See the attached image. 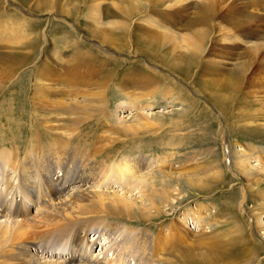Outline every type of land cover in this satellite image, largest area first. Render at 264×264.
Returning <instances> with one entry per match:
<instances>
[{
	"label": "rangeland",
	"instance_id": "1",
	"mask_svg": "<svg viewBox=\"0 0 264 264\" xmlns=\"http://www.w3.org/2000/svg\"><path fill=\"white\" fill-rule=\"evenodd\" d=\"M1 1L0 29H3L4 25L2 24H5L8 20L4 13H2V5L4 7L8 5L7 7L15 8L18 13L34 20L37 23L34 29L36 32L41 33L44 31L48 34L51 26L56 21L62 22V25L66 29H52L50 38L48 36L45 42L41 38L42 34H30L32 38L29 40L33 43L36 42L35 45L37 44L34 49L35 51L28 52V56H31L32 59L31 62L23 63L18 61L19 57L26 54L28 36L25 39L24 36L21 37L20 34L14 32L13 35L10 34L9 37L5 36V39L0 41V80H4V87L8 85V87L3 88L4 90L1 91V94L4 96H0V154H4L3 151L5 150H13V152H10L15 154V157L20 155L22 157L30 139L34 137L39 138L40 136L42 140L53 143V141L65 137L72 131L78 143H83L85 147L91 145L92 150L93 148L98 150L101 158L109 163L116 162L124 157L143 155L150 163L147 169L140 170L141 175L145 176V179L143 178V183H145V185L143 184V191L145 195H141L143 199V203L141 202V204L148 207V192L150 193V197H155V195H158V197L161 196V201L156 202L160 209L159 214L151 210L150 212L153 215L149 217L151 220L148 218L149 221L147 222L121 218L124 222L129 223V225L141 228L146 227L148 232L156 233L155 237L160 241L168 238V244L166 246L168 249L165 247L163 250L164 254L167 253L161 257L163 261H170L169 263L174 261L175 264H178L177 261L186 258L188 254L190 256L194 254L193 259L197 264L201 255L204 257L205 262L207 261V264L209 260H214L215 262L213 264H264L263 249L258 251L257 246L253 245L250 248L254 252L251 251V255L246 254L249 250L246 248V251H244L237 241L238 231L234 228L233 221L236 218L239 219L240 210L238 206L241 200V194L239 195L234 187L230 188V183L225 182L223 179H215L212 177L210 171H208V164L211 161L210 152L216 151L219 153L222 146L225 153L228 142L234 140L237 142L234 145L236 149L241 144L251 145L256 148L249 159V162L256 170L259 171L262 165H264V154L262 151L264 149V89L261 88V86H264V83L261 82V85L257 86V89H259L256 94V97L259 98L258 100L256 97L254 100L251 96L252 94L242 98L244 95L243 92L237 95H233L231 93L232 91L227 95L224 92L223 96L227 100L225 104L226 112L229 111L230 114H227L229 115L230 121H234V124H236L233 129L230 128L231 124L229 126L225 123L221 110L213 105L201 92L203 89L206 93L207 90L205 87L207 86L204 87V85H207V82L214 78L223 79L228 76L227 71L235 70L233 61L229 59V61H225L221 56V59L218 60V57L213 55L218 51L217 48L221 46L222 50L228 51L234 59L241 58L240 53H243L242 51L244 50L242 45L238 44L234 49L226 50L230 48V43L237 42L234 40L233 42L229 41V38H232V34L229 32L226 35H222L224 40L220 41L217 40L221 38V35H215L212 37V42L208 41L204 45V47H207L206 50L209 49L206 54L207 57H212L213 60L222 62L219 63V66H222L220 72L217 73L214 71L213 73L212 69L209 68L208 70L207 68L206 70H201L202 68L199 69V66H191L187 80L183 81L177 75L168 72L164 66L156 65V63L154 64L150 60L146 50H150L151 52L155 50L157 54L155 57H158V53L160 56L162 54L166 55L169 46L160 43L157 45V36L154 35L155 33L151 29L146 28L145 23L140 22L143 24L140 25L138 22V19L146 18L149 15L161 16L165 13L164 7L160 5L164 0H141L138 7L142 6L146 8L150 5L151 9L144 10V12L141 9L140 13L136 12L138 14L132 17L133 23L129 30L130 34H121L123 38L119 40L118 44L121 45L123 42L127 45L129 44L128 50L130 52L132 50L138 52L134 55L131 54L133 52L129 53L125 50L117 51L107 45H101L98 40L91 37L84 30V26L88 27L92 23L85 18V12L87 13L85 2L88 4L91 2L90 0H81L82 3L80 0H28V3H30L28 5L32 7L38 6L39 8V10L34 9L33 11L32 9H28V5L23 6L15 0ZM119 1L102 0V7L106 12H109V10L112 11V8H114L113 6L111 8L112 3H116L119 6L117 8L125 9V5L120 4ZM230 1L226 0L221 3H216L219 14L224 12L226 4ZM259 1L264 3L263 0ZM194 2L196 1L190 0L185 3L188 15L193 17L194 14L191 11L194 9ZM234 2L237 5L245 2L249 3V1L245 0H235ZM63 3L67 8H72L70 13L74 14V18L78 23L71 19L65 20V18H59L60 16L55 14L65 13ZM75 7L78 8L76 9ZM241 11L236 9L239 15L242 13ZM50 13L54 14L52 15ZM234 14L235 12L233 13L231 11L225 14L227 17L232 15V17H229L232 18L230 24L222 21V24L228 29H236L235 23L239 21L237 20L239 18L234 17ZM49 18H53L50 23L51 25L49 24ZM136 21L139 23L138 26L134 24ZM186 23L187 21L185 20L183 24ZM19 28L21 27L19 26ZM70 28L91 49L98 51L100 54L120 59L121 61L117 63H106L94 75H90V71L88 70L99 68L97 65L98 60L95 64L84 66V68L81 66L78 77H70L69 74H61L60 72L61 75L59 73L51 74L49 75L50 77L47 75L48 80L50 79L49 81H52V83L55 80H60L59 78L62 76L61 79H64V83L67 80H72L74 84L73 86L69 85L71 88L66 85L65 87L60 86L62 88L55 89L54 91H62L64 93L62 97H48L44 106L43 104L37 106L34 100L32 102L29 100V97H33L32 83L34 84L35 80H38L37 77L40 71L38 69H40V66H43L42 61L44 60L43 63L45 64L53 62L54 52L62 48L59 40L63 38L62 34ZM184 30L185 32L187 31L182 26V30L179 31L184 32ZM3 32L6 34L7 30L3 29ZM28 32H30V29ZM114 33L116 37V35L121 33V30L117 28ZM126 37L128 38L126 39ZM1 38L4 37L0 34V40ZM24 40L25 43L20 44ZM177 54L174 53L173 55L170 54L167 56L173 59ZM237 55H239L238 58H236ZM13 56L17 57L14 58ZM24 56L27 57V55ZM92 58L95 59V57ZM176 61L180 66L181 61ZM143 65L156 71L165 79L163 80L161 77L160 81L151 83L154 86L144 85L142 82L140 84L132 83L131 80H143L148 77V73L145 71L142 72L146 73L143 74L146 75L145 77H139L138 72H135L138 69L143 70ZM152 65L157 67H152ZM60 68L56 65L57 71H62ZM184 69L186 70L187 68L183 67L176 73L183 75L182 72H184ZM203 71H206V73H203ZM250 71L252 70L250 69ZM263 71L264 68L261 67L258 69V72L252 71L250 76L253 78L254 74L255 77L258 76V80H264ZM87 72L89 73L87 74ZM66 75L69 76L67 77ZM102 80H105V89H103L104 91L102 90L105 96L104 120L99 122L93 118L87 123L85 118L94 115V107L90 103L87 104L86 112L84 113L80 109L72 107V104L77 99L81 100L85 94L89 95H85L86 97L92 98L93 95L91 94L93 92L101 90L96 86ZM164 82L166 83L164 84ZM243 86L242 91H252L254 89L248 83H243ZM54 91L51 90L49 93ZM36 98L38 99L37 96ZM68 103L69 107H67ZM67 108H73L75 114L67 113ZM202 108H206L208 114L211 113L205 115L204 110H201ZM139 114L143 117L135 123V118ZM129 123L135 125L133 131L127 129ZM66 137H69V141L71 142V136ZM5 147L8 148L5 149ZM12 147L14 149H11ZM228 159L225 154V157H223V161L225 160L224 166L227 173L233 175L235 173L231 169V164H228L231 160ZM7 170L10 172L9 168ZM57 171L59 173L58 168L53 172V177H56ZM139 175V172H137L135 177ZM235 176V181L233 182L242 185V179ZM67 184L68 182L64 183L66 188L60 190L61 194L67 192ZM11 185L15 189L12 188L14 190L13 192L19 195V183L15 180ZM33 187L35 186L33 185ZM118 189L120 188L113 189L110 186L101 187V190H104L107 194L112 191L117 193ZM124 190L125 188L121 191L124 192ZM135 191L133 190L130 193L126 192L127 196L128 194L135 193ZM133 195L135 200L138 201L137 197L139 194ZM165 199L167 202L163 203ZM247 200L246 202L244 201L242 213L247 220V224H249L248 228L251 237L264 247V240L262 241L264 236L262 237L259 230L258 232L261 237L256 232L250 216L246 211L248 206L254 205L252 209L260 215V220L264 222V213H260L258 196H255L250 204L249 201L247 203ZM24 203L27 206L28 202L25 201ZM27 207L31 208L32 204H28ZM227 208L231 212L233 211L232 214L235 215L229 216L226 213ZM200 214L202 215L199 217ZM245 231L248 235L247 227ZM261 231H264V228ZM91 234H94V231H91ZM198 243H201L200 246H195ZM98 248L99 242L94 244L95 252L99 250ZM52 251L51 254L58 255L54 250ZM48 252L50 253L49 249ZM224 254L225 256H223Z\"/></svg>",
	"mask_w": 264,
	"mask_h": 264
},
{
	"label": "bare ground",
	"instance_id": "2",
	"mask_svg": "<svg viewBox=\"0 0 264 264\" xmlns=\"http://www.w3.org/2000/svg\"><path fill=\"white\" fill-rule=\"evenodd\" d=\"M15 1L23 6L30 4L28 0ZM90 1L88 4L85 2L87 11V13L85 12V18L92 23L88 27L84 26V30L91 37L98 40L101 45H107L117 51L125 50L129 53L133 52L131 53L132 55L137 54L138 52L134 50L131 52L128 50L129 44L127 45L123 42L119 45L118 43L123 38L121 34H130L129 30L133 23L132 17L138 14L136 12L140 13L141 9L144 12V10L151 9V6L148 5L146 8L142 6L138 7L141 0H120V4L125 5V9L117 8L119 6L116 3H112L111 8L113 6L115 9L112 8V11L106 12L102 7V0ZM189 1L164 0L160 5L164 7L165 13L161 16L149 15L146 18L138 19L139 23H145L146 28L151 29L155 33L157 45L160 43L169 46L166 55L162 54L160 56L158 53V57H155L157 55L155 50L153 52L146 50L147 56L150 57V60L154 64L164 66L168 72L177 75L183 81L187 80L191 66H199V69L202 68L201 70H206V68L208 70L209 68L212 69L213 73L214 71L218 73L222 69L219 63L222 62L215 61L212 57H207L206 54L209 49L206 50L207 47H204V45L208 41L212 42V37L215 35H221V38L217 41L224 40L222 35L230 32L232 38H229V41L233 42L234 40L237 42L230 43V48L226 50L234 49L238 44L242 45L244 50L242 51L243 53H240L241 58L236 60L230 56L228 51H223L221 46L217 48L218 51L215 52L217 54L214 53L213 55H216L218 60L223 57L225 61H233L235 70L227 71L228 76L223 79L214 78L207 82V85H204V87L207 86L205 87L206 93L203 89L201 92L213 105L221 110L225 123L229 126L231 124L230 128L233 129L236 124H234V121H230L229 111L226 112L225 104L227 100L223 96L224 92L225 95L231 91L233 95L243 92L242 98L252 94L251 96L255 100L257 98V90L259 91L257 86H260L261 82L264 83V80H258V76L255 77L254 74L253 78L250 76L252 71L258 72L259 68H264V3L259 0H245L249 1V3L245 2L237 5L234 2L235 0H231L226 4L224 12L219 14L216 3L226 0H195L196 2L193 4L194 9L191 11L194 14L193 17L187 13L185 3ZM1 3L2 1L0 0ZM153 4L155 5L154 2ZM7 6H1L2 13H4L8 20L5 24H2L4 25L3 29L7 30V33L5 34L3 29H0V34L4 37L0 41H3L5 36L9 37L10 34L13 35L14 32L20 34L21 37L24 36L25 39L29 37L28 41L26 40L27 51L24 54L27 57L24 55L19 57V62L25 63L32 60L31 56H28V52L35 51L34 49L37 44L35 45L36 42L30 41V38H32L30 34H42L41 38L45 42L48 36L50 38L52 29H66L62 25V22L56 21L51 26V29L47 30L48 34L44 31L41 33L36 32L34 29L37 23L34 20L26 18L24 15L18 13L15 8ZM34 7L28 5L29 10H39L38 6ZM63 7L65 10L64 14H55L60 16L59 18H65V20L71 19L78 23L74 18V14L70 13L72 8H67L64 3ZM75 8L77 9L78 7ZM236 9L242 10V13L239 15ZM229 11L235 12L234 17L239 18L237 19L239 21L235 23L236 29H228L222 24V21L227 22V24L231 23L232 18L229 17H232V15H229V17L225 15ZM50 14L53 15L54 13ZM48 20L50 24L53 18H49ZM185 20L187 23L183 24ZM139 23L136 21L134 24L138 26ZM140 25L143 24L140 23ZM182 26L183 29L187 30L186 32L184 30L185 33L179 31L182 30ZM117 28L121 30V33L115 37L114 31ZM142 28L144 27L142 26ZM29 29L30 32H28ZM67 30V32L62 34L63 38L59 40L62 46V48L60 47L61 50L59 49L54 52L53 62L45 64L43 63L44 60L42 61L43 66H40V69H38L40 70L37 77L38 80H35L34 84L32 83L33 97H29V100L30 102L34 100L37 106L42 104L44 106L48 97H62L64 95L62 91H54L55 89L62 88L60 86L65 87L66 85L71 88L74 84L72 80H67L64 83V79H61L62 76L59 78L60 80H55L52 83V81H49L50 79L48 80L47 75L60 72L61 74L67 73L70 77H78L81 66L84 68V66L95 64L98 60L97 65L99 68L88 70L90 71V75H94L106 63L121 61L120 59L100 54L98 51L91 49L90 46L80 39V36L75 31L71 30V28ZM117 33L119 32L117 31ZM26 36L28 37L26 38ZM24 43L25 40L20 44ZM174 53H178L176 57L174 56L173 59L171 57L168 58L170 54L173 55ZM92 57H95V59ZM175 59L181 61L180 66ZM56 65L59 68L61 67L62 71H57ZM152 67L157 66L152 65ZM183 67L187 68L182 72L183 75L176 73ZM142 69H138L140 71L135 70V72H138L139 77H145L146 75L143 74L146 73H142L145 71L148 73V77L143 80H131L132 83L140 84L142 82L144 85L154 86L151 83L160 81L161 77L163 80L165 79L162 75L144 65ZM203 73H206V71H203ZM104 81L102 80L98 83L96 87L101 90L93 92L91 94L93 95L92 98L86 97L89 95L85 94L86 96L84 95L81 100L77 99L72 104V107L80 109L84 113L86 112L87 104L90 103L94 107V115L85 118L87 123L93 118L99 122L104 120ZM3 82L4 80H0V96H4L1 94V91L8 87V85L4 87ZM243 83H248L254 89L252 91H242L244 87ZM261 88L264 89V86H261ZM51 90L54 92L49 93ZM196 92L199 93L198 91ZM254 100L252 101L254 102ZM67 107H69V103ZM201 110H204L205 115L211 113L208 114L206 108H202ZM66 111L67 113L75 114L73 108H67ZM142 117L141 114L137 115L136 121L134 120L135 123L141 120ZM134 127L135 125L132 123L127 125L129 131H133ZM73 135L72 131L66 135L71 136V142L69 141V137L65 136L59 138L57 141H53V143L42 140L40 136L39 138L34 137L28 141L29 144L22 157H20L21 155L15 157V154L11 153L13 150H5L3 151L4 154H0V264H175L174 261L169 263L170 261H163L161 258L167 253L164 254L163 250L168 244V238L160 241L156 239V233L148 232L146 227L141 228L129 225V223L124 222L121 218L147 222L150 219L149 217L153 215L150 212L151 210L159 214L160 209L158 208L157 201H161V196L155 195V197H150V193L148 192V207L141 204L143 201L141 195H145L143 191V184L145 185L143 178L145 176L141 175L140 170L147 169L150 161L145 156L139 155L124 157L116 162L109 163L101 158L98 150H95V148L92 150L91 145L88 147L83 146V143H78ZM236 144L235 140L229 141L225 153L222 146L219 153L216 151L210 152L211 161L209 160L208 171H210L212 177L215 179H223L225 182L230 183V188L234 187L235 191H238L239 195L241 194L238 206L240 210L239 219L236 218L233 221V226L238 231L237 241L240 243L239 245H241L244 251L247 248L249 251L246 254L251 255V246L256 245L258 251L264 250V247L251 237L248 228L249 224H247V220L242 213L244 209L243 204L247 199V203L249 201L250 204L254 197L258 196L260 213H264V165H262L261 169L258 168V171L249 162L256 148L251 145L241 144L242 146L238 145L239 148L236 149L234 147ZM7 148L5 147V149ZM11 149H14V147ZM262 151L264 154V149ZM225 154L229 158L228 160H231L228 164H231V169L235 173L233 175L228 174L224 166L225 160L223 161V157H225ZM7 168H9L10 172H8ZM57 168L59 169V173L57 171L56 177H53V172ZM137 172L140 175L135 177ZM235 175L239 179H242V185L233 182L235 181ZM148 176L150 177V175ZM15 180L19 183L20 190L18 191L21 193L20 198H17L18 195L14 192L10 195L6 194L12 191L13 187L11 184ZM36 181L37 188L33 187ZM65 182H68V189L66 193L61 194L60 190L66 188ZM62 185L64 186L62 187ZM102 186L120 189L117 190V193L112 191L107 194L104 190H101ZM123 188H125L124 192L121 191ZM133 190H136L135 193L128 194L127 196L126 192L130 193ZM133 194H139L137 197L138 201L135 200ZM32 196L33 198H31ZM1 198L7 200L8 204L6 207H2ZM165 200L163 203L167 202ZM25 201L28 202L27 206L28 204H32V207L28 208L25 206ZM33 204L35 205L34 207ZM252 206L254 205L248 206L246 211L256 232L259 230L263 237L264 231L261 230L264 228V222L260 220V215L252 209ZM226 211L229 216L235 215L228 208ZM246 227L248 235L245 233ZM91 231H94V234H91ZM258 234L260 235L259 232ZM263 240L264 238H262ZM97 242H99V250L95 252L94 244ZM200 244L198 243L195 246H200ZM52 250L56 251L55 253H58V255L51 254ZM193 255L190 256L188 254L186 258L176 261L178 264H197L193 259ZM214 262V260H209L208 264H213ZM198 264H207L202 255L198 259Z\"/></svg>",
	"mask_w": 264,
	"mask_h": 264
}]
</instances>
